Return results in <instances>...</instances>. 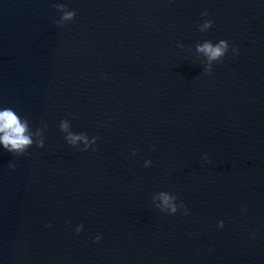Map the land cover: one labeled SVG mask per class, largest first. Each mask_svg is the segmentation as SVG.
Segmentation results:
<instances>
[{
    "label": "water",
    "instance_id": "obj_1",
    "mask_svg": "<svg viewBox=\"0 0 264 264\" xmlns=\"http://www.w3.org/2000/svg\"><path fill=\"white\" fill-rule=\"evenodd\" d=\"M59 2L0 0V105L44 140L0 147V264H264V0Z\"/></svg>",
    "mask_w": 264,
    "mask_h": 264
},
{
    "label": "clouds",
    "instance_id": "obj_2",
    "mask_svg": "<svg viewBox=\"0 0 264 264\" xmlns=\"http://www.w3.org/2000/svg\"><path fill=\"white\" fill-rule=\"evenodd\" d=\"M62 11L58 18H56V24H62L63 21H70L76 15V10L74 8L70 9L65 2V0H60L57 5ZM202 16H207L208 12L205 9L202 13ZM213 24L212 19H205L203 23L199 24L201 31H206ZM232 48L233 54L238 52V48L234 45L229 44V41L225 38H221L215 42L210 39H206L197 45V51L204 54L207 60V65L205 72L210 73L213 69V62L222 60L225 54L228 52L229 48ZM47 127V124L44 125ZM59 128L62 132H66L67 135L65 139L70 145L80 148L81 151L87 150L95 143L97 138L93 137L92 141L88 140V137L85 133L82 132H72L69 131V122L66 118L60 120ZM40 135L39 132L35 131L32 126L30 118L18 111L14 107L0 105V147L3 149L15 154L20 155L28 151L29 146L33 143L42 147L44 145V140H36V136ZM84 141V146L81 148L78 146V141ZM135 151V150H134ZM207 154L205 153V159H207ZM150 159L144 161L145 165L151 164ZM8 166L10 168L15 167V161H9ZM158 203L156 207L162 212L176 213L178 209H183L184 213L187 214L189 209L183 201L178 202V196L175 193H172L168 190H161L157 194ZM156 199V197H154ZM224 220L221 219L218 221V227H223ZM83 228V225L80 224L76 227V232H80ZM101 235L97 234L95 240L99 241Z\"/></svg>",
    "mask_w": 264,
    "mask_h": 264
}]
</instances>
